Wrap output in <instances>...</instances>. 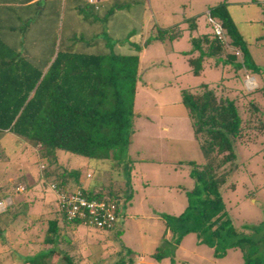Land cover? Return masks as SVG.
<instances>
[{
	"label": "trees",
	"instance_id": "trees-1",
	"mask_svg": "<svg viewBox=\"0 0 264 264\" xmlns=\"http://www.w3.org/2000/svg\"><path fill=\"white\" fill-rule=\"evenodd\" d=\"M9 1L0 0V132L8 131L38 148L49 165L56 163L58 150L96 160L117 158L126 151L134 133L141 46L131 44L136 51L133 54L115 52V41L107 40L109 37L103 29L101 34L105 38L100 34L86 39L81 29L82 18L96 19L101 10L99 4L96 8L87 0H60L59 5L62 3L67 13L60 25L62 33L58 42L54 36L49 49L46 42L32 46L25 42V35L31 20L43 9L40 2L48 4L58 0H13L15 5ZM123 3L125 0L115 3L110 12L116 6L122 7ZM206 15L212 31L191 36L192 49L185 53L192 74L201 75L205 62L230 66L243 83L245 72L248 73L254 64L248 43L227 3L220 1L208 6ZM209 18L221 24L225 41L214 33ZM185 23L191 32L197 27L195 17L186 18ZM182 32L181 23H177L159 28L155 39L174 40ZM100 38L105 46L97 47ZM243 68L244 73L241 72ZM243 87L240 96L243 113L237 105L238 99L230 98L224 88L215 91L202 84L199 90L181 91V102L191 120L193 137L203 162L185 161L190 166L194 186L186 193L187 205L180 214L163 215L162 242L152 254L158 261L169 256L166 247H177L185 235L195 233L198 243L211 248L215 258L225 256L231 248H238L243 264H264L261 227L256 226L250 235L239 231L221 195L225 185L235 188L234 183L228 184L233 168H238L235 141L252 142L253 135L264 133V112L256 98V91H263V88L257 86L247 90L244 83ZM47 171L46 167L49 183L67 190H73L66 187L68 181L76 182L80 174L79 170L66 171L65 168L54 176ZM15 185H0V201ZM31 185L25 183L24 188ZM87 193L95 199L116 202L102 191ZM56 211L58 217L47 221L41 235L42 244L49 247L25 257L24 264H51L53 256L60 253L57 247L67 242L64 228L80 225L68 221L57 206ZM22 213L23 208L15 204L8 205L0 213V245L5 243V232L11 223ZM63 258L68 264H74L71 257L63 255Z\"/></svg>",
	"mask_w": 264,
	"mask_h": 264
},
{
	"label": "rangeland",
	"instance_id": "rangeland-1",
	"mask_svg": "<svg viewBox=\"0 0 264 264\" xmlns=\"http://www.w3.org/2000/svg\"><path fill=\"white\" fill-rule=\"evenodd\" d=\"M15 1L10 0L9 3L15 5L17 4ZM59 1L49 2L48 4H45L44 1L40 2V5H43V9L31 20L25 35L27 44L34 46L46 42L49 49L52 37L55 36V42H58V38L62 33L60 25L67 13V10L63 8V4L59 5ZM220 1L227 3L233 20L248 43V49L254 64V67L248 70V74L255 78L257 86L263 88V91H256V98L264 112V0H125L122 7H114V10L117 11L112 18L113 20L109 17L106 18L107 20L109 19L108 24L115 20L116 36H120L125 29L130 30L128 32L129 36L120 42L127 39L134 40V42H138V40H142L143 43L148 42V54L143 60V67L138 78L139 92L136 97V105L142 111V114H147L153 120L155 132L164 136L161 144L167 154H175L176 151L179 152L177 149H180L184 154L182 158L189 156L196 163L203 162V155L193 138L191 120L187 115L185 106L181 102V91L183 89L199 90L202 84H207L215 91H220L224 88L225 91H228L230 98L238 99L237 105L240 111L243 113L244 110L243 104H241L242 98H240L244 92V82L242 83V80L240 81L235 76L230 66H214L205 62L201 75H193L185 54L192 49L189 39L191 34L196 36L212 31V26L209 24L206 15L207 7ZM107 5L111 6V3ZM193 17L196 18L197 27L191 32L184 28L187 26L184 18ZM177 23H181L183 28L182 35L179 38L174 40L164 39V41L155 39L159 28L171 27ZM100 36L104 37V34ZM108 37L107 40H113L111 36L108 35ZM89 38L91 40L93 36ZM89 38L87 36L86 39ZM25 42L24 45L26 47ZM241 72L244 73L245 69L243 68ZM147 80H151V83L148 82L146 86ZM150 84L152 87H150ZM181 110H184L187 115L184 120L181 119V114L178 112ZM158 111L159 113H168L169 117H164L162 120L164 124L170 127L169 132L160 130L159 126L163 123L156 118ZM143 117L138 123L143 122ZM149 124V122H146V125ZM0 133V146L5 149L2 153L0 151V181L5 178L3 176L5 173L14 177L21 176V178L23 175H31V168L24 167L23 162L28 159L31 162V166L34 167L36 165L33 166L32 163L37 161L38 156L30 148L22 151L21 148L23 146L19 147L18 138L12 133ZM150 135L153 136V133ZM166 136H169V142L166 140ZM252 140V142L248 143L235 141L234 150L238 168H233L228 182V184L234 183L235 188L232 189L225 185L221 189V195L234 225L239 231L248 235L253 234V229L256 226H260L261 231L264 232V133L260 136L253 135ZM56 152L59 157L57 164L67 168L71 166L77 167L80 169V176L83 178L86 177L87 173H92V181L99 183L107 177V171H105L107 168L104 164H110L112 159L96 160L60 150ZM124 153L115 158V162L123 161ZM144 153H146L145 150ZM40 158L39 163L45 165V167H40L42 175H44L46 167H49V162L47 158ZM67 158H71L72 161L69 165L67 164ZM73 162H76V165H73ZM125 165L131 168L132 163ZM165 170L167 171V168ZM86 178L89 179L88 177ZM17 183L24 186V182L18 181ZM17 186L18 184L13 189L14 194L16 193L23 198L31 197L34 202L32 206L34 211H41V207L51 204L55 198V194L50 188V183L45 181L43 177L29 191H26L28 187H25L23 191H18L16 189ZM147 192L148 189L137 188L134 189L133 197L129 198V200L124 197H115L122 215L120 224H122V228L125 229L126 233L121 239L133 251L116 254L108 260V263L110 260H120V258L123 259L127 256L124 258L125 261L120 264H136L135 250L138 247L135 244L137 239L134 237L133 222L128 217L130 214L133 212L138 214L141 207H143V210H147L148 207L160 208L166 212L165 214H168L170 209H168V202L166 201L163 203L160 199L159 201L149 199L145 204H139L141 197H144V193ZM16 199L11 198L10 203L14 204ZM142 221L144 222L145 220ZM88 229L94 231L95 228L79 225V231L81 232L87 233ZM15 233L11 232L7 236V244L0 245V251L6 250L4 253L14 250L17 252L24 251L18 246L19 241ZM32 234L34 237L38 236L40 234L39 229H34ZM27 235L29 236L30 234ZM161 239L157 245H143V248H145L143 264L159 263L152 256V252L156 251V247L161 245ZM114 241L119 244L118 238ZM181 243L185 249L166 247V252L169 256L161 260L163 264H211L201 260L192 252L196 251L206 255L212 252V249L207 245L198 243L195 233L185 235ZM9 247L13 250H9ZM38 248V245H32V250ZM216 261L218 264H243V257L238 248H231L225 256L217 258Z\"/></svg>",
	"mask_w": 264,
	"mask_h": 264
},
{
	"label": "crops",
	"instance_id": "crops-1",
	"mask_svg": "<svg viewBox=\"0 0 264 264\" xmlns=\"http://www.w3.org/2000/svg\"><path fill=\"white\" fill-rule=\"evenodd\" d=\"M98 4L100 5L101 10L97 12V18H82L81 29L85 32L84 34L88 37H95L96 35L99 36L102 31L104 30L105 34L111 36L115 41V45L113 46V50L118 53L122 54H133L136 51L130 46L131 44H139L141 46V50L139 52L140 56V66L138 72V78L141 73V69L143 67V60L146 58L148 54V42H142V40H138V42H134V40H124L126 37L129 36L128 32L130 30L125 29L122 31L120 36H116L115 31V20L111 21L108 24L109 17L111 20L115 16L117 10H113L110 12L112 6L121 1V0H97ZM111 3V6L107 4ZM107 16V17H105ZM105 17V18H104ZM103 19L102 24L100 20ZM186 18H184L185 20ZM104 27V28H102ZM187 27V26H186ZM184 27V28H186ZM103 29V30H102ZM124 29V28H122ZM187 29V28H186ZM193 34L190 35V37ZM189 37V39H190ZM98 38V37H97ZM130 39V38H129ZM105 46L103 38L97 39V47ZM151 80L146 81V86L148 82ZM150 87L151 84H150ZM139 92V81L137 82V92L136 97ZM181 114V119H185L187 117L184 110L178 111ZM187 112V110H186ZM143 117V122L138 123L139 120ZM151 117V116H150ZM169 117L168 113H157L158 120L161 121L159 126L160 130L163 132H169L170 127L164 124L162 118ZM189 117V116H188ZM146 122H149V125H146ZM133 126H134V133L132 135L131 143L129 144L128 148L125 151V156L123 161L117 163L114 159L111 160L110 164H104L107 168V177L102 182H95L92 181L93 174L87 173L90 176L87 179L86 177L83 178L80 176L77 178L76 182L71 181L66 184V187L69 189H75L77 187H82L83 189L87 190L90 194L97 193L98 191H102L106 197H110L117 199L115 197H124L126 200H129L133 197V191L137 188H143L145 190L148 189L147 193H144V197H141L139 204L143 205L147 200H157L159 199L168 202V214H180L187 205V195L186 193L190 191L194 186V181L190 176V166L185 164V161H192L189 156L187 158H182L183 152L179 150L175 152V154L166 153L163 150L162 140L163 135L155 132L153 120L149 118L147 114H142V111L136 105V98H135V110H134V118H133ZM153 129V132H152ZM2 133H8V131H4ZM153 133V136L150 134ZM1 134V133H0ZM193 135V131H192ZM18 138V137H17ZM166 140H169V136L165 137ZM194 138V137H193ZM19 140V141H18ZM17 143L19 147H22L21 150H28L29 148L38 156L37 161L32 163V165H36L34 167L31 166L30 160L26 159L23 162L24 167L31 168V175H23L21 176H12L9 174H4L5 177L3 180L0 181V185H10L18 184V181L24 182L30 185L26 191L32 189L35 183L40 179L44 178L45 181L48 183L50 180L42 175V171L40 169L41 166H45L44 164H40V157L41 153L39 149L36 147L30 146L28 143L20 140L18 138ZM195 140V139H194ZM196 141V140H195ZM169 142V141H168ZM197 142V141H196ZM156 145H155V144ZM198 144V143H197ZM165 146H167L165 144ZM199 146V145H198ZM27 147V148H26ZM24 149V150H23ZM4 148H1V153L4 152ZM144 150L146 153H144ZM71 154V153H70ZM57 161L59 160L58 154ZM134 157V158H133ZM69 163H71V158L66 159ZM56 163L47 166L48 171L51 172L52 176L55 173H58L65 168L66 171L72 170H79L77 167H63L61 164ZM130 161L132 163L131 168H129L125 164H129ZM133 161V162H132ZM76 162H73V165ZM200 163V162H199ZM202 163V162H201ZM66 164V165H67ZM167 168V171L165 170ZM51 177V176H50ZM18 180V181H16ZM23 186V185H22ZM171 196V197H169ZM17 198L14 202L15 205L23 208V213L11 223V226L5 232V243L2 245L7 244L8 235L11 232H16L15 236H17V240L19 241L18 246L24 249L23 252L11 251L4 253V251H0V264H24V258L34 255L38 253L41 249H45L49 246H45L42 244V232L46 229L47 221L49 219H54L58 217V213L56 211L55 205V198L52 200V203L47 205L46 207H41V211H34L32 206L34 205L33 199L31 197L23 198L20 197L18 194H14V192H10L7 194L5 199ZM13 204V203H10ZM118 205V204H117ZM166 206V207H167ZM150 210V211H149ZM147 211V212H146ZM160 208L156 207H148L147 210H143L141 207L140 212L138 214H130L128 217L132 220L134 227V237L137 239L135 242L136 246L138 247L136 251V264H143L144 263V249L143 245L151 244L157 245L162 238L163 232L165 230V224L163 215L166 212ZM118 220L113 226L111 230H98V229H88V232H81L79 231V225H71L66 226L64 228V237L67 240L66 243H62L57 248L59 250V254H55L51 259V264H68L66 260L63 258V255L67 257H71V260L74 264H114L117 261L124 260L127 256L120 260H108L112 258V256L116 254H122L127 252L126 249H129L132 252V248L126 245V242L122 241L121 237L125 236V229L122 228V224L120 221L122 219V215L120 213V209L118 207ZM142 220H145L144 222ZM61 224V223H60ZM62 225V224H61ZM39 229L40 234L34 237L32 234L34 229ZM130 229V228H129ZM26 234V235H25ZM27 234H30L29 236ZM25 235V236H24ZM26 237V238H25ZM166 237L169 238V233H166ZM119 239V244H117L114 240ZM23 240V241H22ZM159 241V242H158ZM38 245L39 248L36 250H32V245ZM31 246V247H30ZM141 246V248H139ZM178 248L185 249L184 245L180 243ZM30 248V249H29ZM9 250H13L12 248H8ZM7 249V250H8ZM29 249V251H27ZM157 249V247H156ZM192 251V250H191ZM155 252V251H154ZM152 252V253H154ZM194 255L204 260L207 263L211 264H218L217 258L213 257L212 252L210 254H204L196 251ZM151 253V254H152ZM150 254V255H151ZM125 261V260H124ZM185 262V261H184ZM158 264H163L161 260Z\"/></svg>",
	"mask_w": 264,
	"mask_h": 264
},
{
	"label": "built area",
	"instance_id": "built-area-1",
	"mask_svg": "<svg viewBox=\"0 0 264 264\" xmlns=\"http://www.w3.org/2000/svg\"><path fill=\"white\" fill-rule=\"evenodd\" d=\"M87 2L99 8L97 0H87ZM209 21L213 25L214 33L225 41L226 38L221 24L212 18H209ZM235 53L240 56L238 50H235ZM243 82L247 90L257 87L255 78L247 72H245ZM87 176L89 177L90 175L88 174ZM50 188L55 194V204L59 212L63 213L68 221L78 222L80 225L98 230H110L118 220V205L115 201L92 198L82 187L67 190L57 187L55 183H50ZM16 189L18 191L25 190L22 185L17 186ZM8 205H10L9 199L0 201V213Z\"/></svg>",
	"mask_w": 264,
	"mask_h": 264
}]
</instances>
